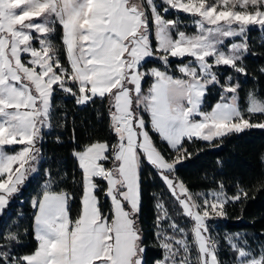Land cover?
<instances>
[{
    "label": "snow or ice",
    "instance_id": "6c2138e0",
    "mask_svg": "<svg viewBox=\"0 0 264 264\" xmlns=\"http://www.w3.org/2000/svg\"><path fill=\"white\" fill-rule=\"evenodd\" d=\"M254 30L264 32V0H0V264H226L209 222L229 218L228 205L264 194V179L241 180L231 195L219 180L204 193L177 172L197 154L186 144L215 147L229 136L264 131V92L249 90L240 103V77L264 80V66L244 63ZM214 89L219 99L205 110ZM57 93L77 106L104 102L97 115L111 133L80 143L72 129L75 217V193L58 190L67 174L42 167L43 142L61 126ZM55 143L65 140L57 135ZM37 178L44 183L31 200V230L21 231L7 223L8 209ZM150 181L163 185L168 201L148 194ZM224 240L227 264H264V233Z\"/></svg>",
    "mask_w": 264,
    "mask_h": 264
},
{
    "label": "trees",
    "instance_id": "16d2710c",
    "mask_svg": "<svg viewBox=\"0 0 264 264\" xmlns=\"http://www.w3.org/2000/svg\"><path fill=\"white\" fill-rule=\"evenodd\" d=\"M186 31L192 33L194 26L190 19H185ZM54 43L59 46L60 40L57 38ZM249 45L251 52L245 58L244 63L250 69H258L264 66V32L252 31L249 33ZM175 59V58H173ZM157 66L155 64L149 67ZM176 68V63L172 65L171 71ZM225 74L230 70L221 69ZM176 75H180L178 72ZM241 79V105L246 103V93L249 90L256 89L258 96L264 92V80L259 77L253 79L249 76L247 79ZM152 83L151 79L143 84V88L147 91ZM219 99L217 90H213L207 97L205 110H210ZM56 105L55 113L57 125L51 134L46 136L43 142V155L45 157L42 162L43 168L52 167L55 170H60L66 173L68 179L65 184L60 185L58 190H66L74 192L76 199L71 204V216L75 217L79 211V190L72 176L76 172L74 161L71 157L74 142L70 140L72 129L75 127V134L79 138L80 143L88 141L90 136L97 138H111V133L108 129V121L101 120L97 115L99 112H104L105 104L102 101H97L94 106H77L71 97L65 96L63 93H57L54 97ZM67 117V127H63L64 117ZM45 131H48L47 129ZM153 135L154 142L161 148L167 150L158 135ZM62 136L65 140L64 144L55 143V137ZM114 142V141H113ZM190 150L196 152L192 161L185 162L184 166H178L177 175L184 180L193 192H210L215 188V181H227L229 195L236 190V183L244 181L245 184H256L260 179H264V162H261L259 157L264 150V131L254 129L239 135H233L224 138L218 142V146H212L208 142L195 141L191 144H186ZM222 162V166L217 163ZM150 171V169H149ZM78 179V177H77ZM43 179L37 178L31 180L22 190V194L14 198L10 208L8 209L7 223L10 226L19 225L20 230H31L32 217L34 209L31 207V200L42 191ZM148 194L163 193V199L169 200L167 191L158 181L155 183L149 182L147 189ZM154 201L149 202V206L145 208L144 221L148 226L152 225V217L154 212L151 210ZM169 209L173 214L178 211V208L171 203L168 204ZM229 218H217L209 223L212 225V235L216 237L221 245L222 259L227 261L230 259L227 245L224 237L227 234L245 233L249 238L255 237L260 233H264V194H254L253 199L247 201L243 205H228ZM243 209V210H241ZM239 217V219H238ZM181 220L182 226L190 227V222L187 218L176 217ZM143 226V225H142ZM3 224H0V229ZM25 243L31 247L34 241L29 237ZM153 241H150L149 246L152 247ZM253 244L257 242L252 241ZM23 251V249H22ZM154 252L159 251L153 249Z\"/></svg>",
    "mask_w": 264,
    "mask_h": 264
},
{
    "label": "rangeland",
    "instance_id": "374dc122",
    "mask_svg": "<svg viewBox=\"0 0 264 264\" xmlns=\"http://www.w3.org/2000/svg\"><path fill=\"white\" fill-rule=\"evenodd\" d=\"M194 31V30H193ZM238 39V38H237Z\"/></svg>",
    "mask_w": 264,
    "mask_h": 264
}]
</instances>
